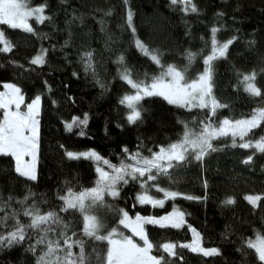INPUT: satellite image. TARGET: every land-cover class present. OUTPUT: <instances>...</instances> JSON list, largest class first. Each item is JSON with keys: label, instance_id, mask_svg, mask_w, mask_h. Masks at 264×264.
<instances>
[{"label": "trees", "instance_id": "1", "mask_svg": "<svg viewBox=\"0 0 264 264\" xmlns=\"http://www.w3.org/2000/svg\"><path fill=\"white\" fill-rule=\"evenodd\" d=\"M43 2L32 0L34 6ZM194 2L200 10L199 15H185L178 10V6L170 5L169 0H130V7L135 13L133 23L136 34L150 48L163 53L164 65L175 64L183 68L188 64L187 51L199 52L204 48L201 37L207 39L213 25L223 24V30L218 33L219 40L226 41L233 36L239 39L230 47L227 60L216 64L214 94L222 103L230 105L218 112L217 120L240 118L241 114L249 113L257 106L253 99L237 89L236 70L247 73L254 68L257 71L264 68V0ZM47 3L46 12L54 22L37 25L30 21L38 33L47 34L46 39L0 26L6 37L16 45L12 53L0 54V91L3 83H15L22 89L25 103H30L36 95L42 97L38 179L31 182L18 177L13 171L14 160L0 156V196L5 199L9 195L23 198L27 188H31L38 194L37 200H40V194L46 197L48 203L41 205L44 210L58 209L60 202L56 193L66 181L89 187L95 179L91 163L68 161L65 149H96L113 163H118L123 146L135 151L142 144L143 155L149 156L148 149L158 151L157 146L167 145L179 138L183 132L181 121L204 118V112L199 109L189 112L169 105L161 97H148L142 102V119L134 125L128 124L127 109L119 100L124 94H131V89L118 78L120 66L114 61L120 53H124L136 79H143L145 73L158 74L159 69L137 52L132 46L130 31L121 27L125 19L122 0H68V4L47 0ZM109 9L113 10V15L104 16L103 13ZM73 12L82 17L83 23L72 20ZM218 12H223L224 16L218 17ZM101 19L113 36L110 51L106 49V35L101 32L98 23ZM69 21L72 22L69 24ZM65 41H69L67 46ZM249 41H255V44L249 46ZM42 47L49 49L47 63L43 67L30 65L31 58ZM88 50H95V77L91 72H85L80 60L81 54ZM207 54L209 52L205 51L204 55ZM11 60L23 64L26 69L35 67V71L22 72L10 63ZM203 67L202 59H197L189 69V77L194 78L203 71ZM97 80L105 87L101 88ZM45 81L51 86L50 92ZM257 83L264 89V75L258 76ZM84 113L89 115L87 137L66 132L65 122H70L74 116L83 118ZM261 135H264V126L255 130V137ZM227 143L230 139L214 141L222 150L206 157L203 164L192 161L175 169L172 176L175 184L164 178L159 181L160 187L197 197L206 196L207 199L197 201L177 197L174 202L166 201L164 208L139 205L135 197L141 189L135 183L125 186L119 199H108L134 217L137 214L159 217L172 211L175 204L186 214L188 224L201 233L205 247L221 249L222 255L213 258H202L183 250L184 260L177 261V264H257L252 256L243 255L240 249L244 240L253 237L256 230L264 233V154H257L251 165H244L242 161L253 150L224 148ZM205 180L207 188L203 185ZM149 194L162 198V193L154 188ZM246 195H260L259 206L253 208L244 199ZM228 197H233L235 203L224 206L221 202ZM116 219L109 214L107 225L116 226ZM120 230L125 235H132L131 230L123 226ZM147 230L154 243L169 240L191 242L192 239L186 227L182 230H160L148 226ZM153 254L158 253L154 250ZM0 264H34V257L26 253L22 246L3 249L0 250Z\"/></svg>", "mask_w": 264, "mask_h": 264}, {"label": "snow or ice", "instance_id": "2", "mask_svg": "<svg viewBox=\"0 0 264 264\" xmlns=\"http://www.w3.org/2000/svg\"><path fill=\"white\" fill-rule=\"evenodd\" d=\"M60 3L68 4V0H60ZM122 3L125 7V19L121 27L130 31L133 38L131 43L137 52L159 69L158 74L145 73L143 79H136L124 53H120L114 61L120 66L118 78L131 89V94L126 93L119 100L127 109V123L134 125L142 119V102L148 97H161L169 105L189 112L199 109L204 112V118L197 120L193 117L191 122L181 121L183 132L179 138L167 145L157 146L158 151L148 149L149 156L143 155L142 144L135 151L123 146L118 163H113L96 149H65L64 155L68 161L83 160L91 163L95 173L92 185L84 187L66 181L64 187L56 193L60 202L58 209H42L41 205L48 203L46 197L40 194L41 198L37 200L38 194L31 188H27L23 198L9 195L5 199L0 196V250L22 246L26 253L34 257V264H177V261L184 260L183 250L202 258L222 255L220 248L204 246L201 233L188 224L186 214L175 204L172 211L159 217L137 214L133 219L127 210L117 208L108 198L112 201L119 199L124 187L135 183L141 189L135 197L139 205L164 208L166 201L174 202L177 197L197 201L207 199L206 196L197 197L160 187L159 181L164 178L175 184L176 181L172 179L175 169L192 161L203 164L206 157L222 150L214 144V141L221 139H230V143L223 145L224 148L253 150L242 161L244 165H251L257 154H264V135L255 137V130L264 126V89L257 83L258 76L264 75V68L259 71L254 68L247 73L236 70L237 89L253 99L257 106L249 113L241 114L240 118L224 117L217 120L218 112L230 105L222 103L214 94L216 64L227 60L230 47L239 37L233 36L221 41L218 33L223 30L224 25H213L209 29L208 38L201 37L204 48L199 52L187 51V65L183 68L175 64L164 65L163 53L150 48L136 34L133 23L135 13L130 7V0H122ZM169 3L174 7L178 6V10L185 15H199L200 10L194 0H169ZM47 8V0L35 6L32 0H0V26L46 39L47 34L38 33L30 21L37 25L53 23V17L46 12ZM103 15L111 17L113 10L109 9ZM216 15L223 17L224 13L218 12ZM72 20L83 23L82 17L74 12ZM98 23L101 25V32L106 35V49L110 51L113 36L108 33L103 19ZM68 43L69 41H65V46ZM248 43L252 46L255 41ZM15 47L12 40L6 37L5 31L0 29V54L12 53ZM48 51L49 49L42 47L31 58L30 65L43 67L47 63ZM205 51L209 54L204 55ZM197 59H202L203 71L190 78L189 69ZM80 60L85 72H91L95 77V50L83 52ZM10 63L22 72L35 71V67L26 69L15 60ZM44 83L50 92L51 86L46 81ZM97 83L101 88L105 87L99 80ZM3 89L5 91H0V156L14 160L13 171L18 177L35 182L38 179L42 97L36 95L30 103H25L22 89L15 83H3ZM22 105L26 110H22ZM88 123V113H84L83 118L74 116L70 122H65V131L87 137ZM60 147L64 148L63 145ZM203 185L207 188L206 180ZM153 188L156 192L163 193V198L150 195ZM244 199L256 208L262 197L246 195ZM221 203L230 206L235 203V199L228 197ZM109 214L117 218L116 226L107 225L106 218ZM120 226L130 229L132 235H125ZM148 226L160 230H182L186 227L191 232L192 239L191 242L169 240L154 243L149 238ZM135 237L142 243H138ZM154 250L158 254H153ZM240 251L243 255L252 256L257 264H264V233L256 230L253 237L244 240Z\"/></svg>", "mask_w": 264, "mask_h": 264}, {"label": "rangeland", "instance_id": "3", "mask_svg": "<svg viewBox=\"0 0 264 264\" xmlns=\"http://www.w3.org/2000/svg\"><path fill=\"white\" fill-rule=\"evenodd\" d=\"M1 91H5L3 88H2V90ZM22 110H26V109H24L23 108V105H22ZM40 111H41V109H40ZM74 151V150H73ZM38 165V164H37ZM37 175H38V173H37ZM151 195V194H150ZM153 196V195H152ZM154 197H156V196H154ZM161 197L163 198V193L161 194ZM156 198H158V197H156ZM138 204V203H137ZM129 215H130V217H132L133 219L135 218L134 216H132L130 213H129ZM141 215V214H140ZM130 230V229H129ZM136 238H138V237H135V239ZM139 239V238H138ZM137 240V239H136ZM137 242L138 243H142L141 241H139V240H137Z\"/></svg>", "mask_w": 264, "mask_h": 264}]
</instances>
